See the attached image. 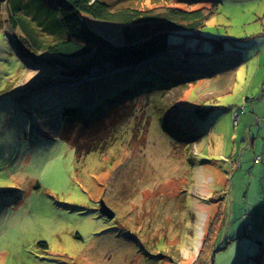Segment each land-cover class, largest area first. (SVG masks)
<instances>
[{"label":"rangeland","instance_id":"obj_1","mask_svg":"<svg viewBox=\"0 0 264 264\" xmlns=\"http://www.w3.org/2000/svg\"><path fill=\"white\" fill-rule=\"evenodd\" d=\"M169 4L184 10L217 4L201 34L222 45L198 38L177 45L170 38L168 63L191 65L205 77L187 88L153 90L133 100L134 116L117 122V141L103 155L77 156L58 136L55 112L65 102H51L56 88L35 90L57 73L30 67L3 24L0 264H197L206 235L211 249L200 259L204 264H252L248 255L255 249L257 263L264 264V0ZM143 5L165 4L146 0ZM86 23L122 44L120 26ZM144 68L110 76L108 68L95 70V81L61 91L59 98L76 97L82 88L98 97ZM137 76L129 78L132 84ZM196 106L216 108L205 121L190 119L199 136L194 145L164 133L176 128H162L163 121L178 119L170 107L187 113ZM100 201L114 212L113 219L99 213ZM248 225L260 242L245 232Z\"/></svg>","mask_w":264,"mask_h":264},{"label":"trees","instance_id":"obj_2","mask_svg":"<svg viewBox=\"0 0 264 264\" xmlns=\"http://www.w3.org/2000/svg\"><path fill=\"white\" fill-rule=\"evenodd\" d=\"M145 1L0 0V30L4 23L7 24L9 36L13 33L11 44L14 49L30 59V67L54 69L57 73L53 81L35 90L57 89L49 98L51 102H65L61 107L58 104L57 111L53 109L60 124L58 136L74 146L77 156L94 152L103 155L109 151L118 138L117 122L134 116L132 101L140 95L153 90L166 94L173 89L187 88L205 77L191 65L168 63L165 54L170 38L177 45L194 38L201 42L206 40L216 47L222 45L216 38H204L201 34L205 24L217 14V4L209 8L184 10L171 7L169 0H160L167 6L153 8L145 7ZM88 20L120 26L122 44H113L103 32L90 28L86 23ZM160 54L163 56L156 62H148ZM143 64L146 68L119 80L115 87L105 88L98 97L91 96L87 88H82L76 97L59 98L61 91L70 93L79 84L87 85L95 81V70L108 68L110 76L114 71H129ZM136 74L138 82L132 84L129 78ZM167 79L172 83H164ZM215 108L196 106L185 113L177 107H170V112L173 111L178 119L172 123L163 121V131H166L167 125L174 124L176 128L172 132L164 133L176 142L182 140L186 146H192L199 138L196 127L192 125L197 120L205 121ZM235 113L238 114L237 111ZM190 119L195 121L190 123ZM83 137L88 138L86 144L81 141ZM248 226L245 229L247 233ZM206 236L197 264H204L200 259L207 249H211ZM250 237L254 242H260L251 234ZM39 245L48 247L42 242ZM258 250L248 255L250 263L258 264L261 260Z\"/></svg>","mask_w":264,"mask_h":264},{"label":"water","instance_id":"obj_3","mask_svg":"<svg viewBox=\"0 0 264 264\" xmlns=\"http://www.w3.org/2000/svg\"><path fill=\"white\" fill-rule=\"evenodd\" d=\"M99 213L109 220L114 218V212L103 201L99 202Z\"/></svg>","mask_w":264,"mask_h":264},{"label":"built area","instance_id":"obj_4","mask_svg":"<svg viewBox=\"0 0 264 264\" xmlns=\"http://www.w3.org/2000/svg\"><path fill=\"white\" fill-rule=\"evenodd\" d=\"M244 111V108L242 107L241 108V112H243ZM239 115V114H238ZM238 115L237 114H235V116H234V121L236 122L237 120H238ZM260 159L259 158H256V162H258ZM250 231V234L252 233V228L250 227V226H248V232ZM251 236H252V234H251Z\"/></svg>","mask_w":264,"mask_h":264},{"label":"crops","instance_id":"obj_5","mask_svg":"<svg viewBox=\"0 0 264 264\" xmlns=\"http://www.w3.org/2000/svg\"><path fill=\"white\" fill-rule=\"evenodd\" d=\"M208 197H210V193H209V192H207V198H208Z\"/></svg>","mask_w":264,"mask_h":264}]
</instances>
